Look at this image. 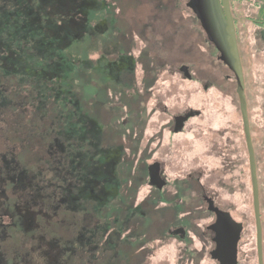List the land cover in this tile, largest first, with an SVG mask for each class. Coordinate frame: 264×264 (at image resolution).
<instances>
[{
  "label": "rangeland",
  "instance_id": "374dc122",
  "mask_svg": "<svg viewBox=\"0 0 264 264\" xmlns=\"http://www.w3.org/2000/svg\"><path fill=\"white\" fill-rule=\"evenodd\" d=\"M239 32L264 248V46ZM236 88L188 0H0V264H211L204 196L258 264Z\"/></svg>",
  "mask_w": 264,
  "mask_h": 264
},
{
  "label": "flooded vegetation",
  "instance_id": "af4514ba",
  "mask_svg": "<svg viewBox=\"0 0 264 264\" xmlns=\"http://www.w3.org/2000/svg\"><path fill=\"white\" fill-rule=\"evenodd\" d=\"M218 2L219 3H215L214 0H188V5L193 10L197 19L200 21L202 28H203L202 20H205L206 18L210 17L212 20L216 21L219 20L220 16L223 14L222 0H218ZM230 4H231V10L237 31L239 50H240L239 35L241 33L239 32L240 21L244 25L247 24L248 29L250 27L251 33L253 32L255 37H257V41H258V37L261 38V42L264 46V0H230ZM208 40L211 41L209 38ZM211 42L215 46V48L219 51V49L214 44V42L213 41ZM219 53L221 59V52L219 51ZM242 65H243V61H242ZM184 71L187 70L185 69ZM192 115L193 114L191 111L187 112L184 115H175L174 116L175 129H177V131L178 130L180 131V129L186 124V122L192 117ZM164 130H167V128H164ZM151 165L153 166L152 172L154 175V181L151 183L155 186L156 192L161 191L168 194L172 189L170 188L171 183L168 181L167 177L163 173L161 163L159 161H155ZM149 177L151 180L150 172H149ZM191 179L192 178L190 177V180ZM204 199L207 201L208 209L210 210V212H212V214H214L215 218L206 226V231H208L210 237L208 238V235L206 233H204V235L201 236L202 247L201 249H199L200 251L199 254L202 255L201 259L209 258L211 264H240L239 252H240L241 240L245 232L244 224L241 221L236 220L230 211L222 209L220 206H218L213 198L209 196H204ZM222 211L229 212L233 220L238 225L232 223L229 220L227 221L225 219V216L223 214H220V212ZM185 227L186 226L178 225L177 227H175L172 233L174 234V236L176 235L178 236L177 237L178 240H181L182 242H185L187 244L189 242L192 243L193 238H191V236L188 235V231L185 229ZM209 241L212 243L210 247H209V243H210ZM194 249L196 250V248ZM182 255H184L183 252H181V256Z\"/></svg>",
  "mask_w": 264,
  "mask_h": 264
},
{
  "label": "water",
  "instance_id": "95a60500",
  "mask_svg": "<svg viewBox=\"0 0 264 264\" xmlns=\"http://www.w3.org/2000/svg\"><path fill=\"white\" fill-rule=\"evenodd\" d=\"M219 3L218 0H214ZM223 14L219 20H212L210 17L202 20L203 28L207 32L208 38L214 42L219 51L221 52V59L233 71L236 81V91L239 96L240 111L243 120V129L249 155V164L251 171V181L253 188V205L256 221V237H257V250H258V264H264V248H263V224L261 215V200L259 179L257 173V160L253 137L251 132L250 117L248 110V102L246 96L245 75L240 56L238 45L237 31L235 26L234 17L231 10L230 0H222ZM153 166L150 167L151 182L154 181L152 172ZM225 216V219L237 224L229 212H220ZM238 225V224H237Z\"/></svg>",
  "mask_w": 264,
  "mask_h": 264
},
{
  "label": "trees",
  "instance_id": "16d2710c",
  "mask_svg": "<svg viewBox=\"0 0 264 264\" xmlns=\"http://www.w3.org/2000/svg\"><path fill=\"white\" fill-rule=\"evenodd\" d=\"M139 105V104H138ZM135 250L131 249V253H134ZM137 253V252H136Z\"/></svg>",
  "mask_w": 264,
  "mask_h": 264
}]
</instances>
